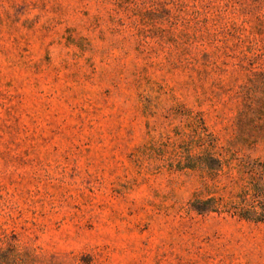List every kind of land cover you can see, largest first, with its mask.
Returning <instances> with one entry per match:
<instances>
[{
	"label": "rangeland",
	"instance_id": "rangeland-1",
	"mask_svg": "<svg viewBox=\"0 0 264 264\" xmlns=\"http://www.w3.org/2000/svg\"><path fill=\"white\" fill-rule=\"evenodd\" d=\"M260 29L264 0H0V228L57 264H264L231 148Z\"/></svg>",
	"mask_w": 264,
	"mask_h": 264
},
{
	"label": "trees",
	"instance_id": "trees-1",
	"mask_svg": "<svg viewBox=\"0 0 264 264\" xmlns=\"http://www.w3.org/2000/svg\"><path fill=\"white\" fill-rule=\"evenodd\" d=\"M259 33L264 35V29ZM246 80L240 86V109L237 116L236 145L231 146L238 157V174L245 182L239 217L264 221V163L259 165L248 153L264 145V47L255 44L245 56ZM237 152V153H236ZM0 264H57L43 259L34 249L19 243L14 232L0 228Z\"/></svg>",
	"mask_w": 264,
	"mask_h": 264
}]
</instances>
